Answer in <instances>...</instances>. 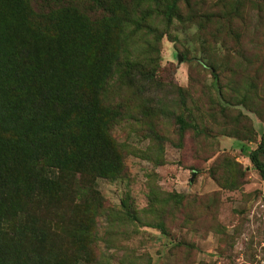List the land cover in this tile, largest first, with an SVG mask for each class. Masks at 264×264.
Listing matches in <instances>:
<instances>
[{
  "label": "rangeland",
  "instance_id": "obj_1",
  "mask_svg": "<svg viewBox=\"0 0 264 264\" xmlns=\"http://www.w3.org/2000/svg\"><path fill=\"white\" fill-rule=\"evenodd\" d=\"M67 2L91 23L83 24L88 36L43 39L1 13V33L21 56L15 83L19 93L40 96L41 82L61 80L65 67L83 88L94 65L114 70L109 95L120 118L110 134L125 151L123 169L72 177L79 200L73 191L46 200V222L59 240L21 242L10 264H264V181L247 158L264 134V0ZM120 8L125 14L109 15L99 33L87 30ZM125 60L152 79L138 75L117 89ZM70 99L41 101L45 112L31 130L68 114ZM258 159L264 163V155ZM28 169L17 168L19 177ZM86 190L99 198L96 206Z\"/></svg>",
  "mask_w": 264,
  "mask_h": 264
},
{
  "label": "trees",
  "instance_id": "obj_2",
  "mask_svg": "<svg viewBox=\"0 0 264 264\" xmlns=\"http://www.w3.org/2000/svg\"><path fill=\"white\" fill-rule=\"evenodd\" d=\"M33 1L35 5H32ZM33 1L7 0L0 16L1 13L6 15L18 28L43 39L55 40L71 36L74 32L88 36L83 24L91 23L72 14L74 12L67 5V0ZM122 10L108 9L106 15L99 17L104 24L99 25L101 27L94 32L90 28L87 30L91 34L99 33L110 24L109 15L125 14ZM1 32L3 30L0 27V264H10L11 259L19 257L21 242H46L48 235L58 239L46 222L49 214L46 200L55 193L58 195L65 191H73L74 197L79 200L81 195L69 184L70 179L75 176L81 181L93 176L119 175L123 169L125 151L110 134L114 122L120 118L109 95L113 88L110 82L114 70L103 64L94 65L83 88L72 68L65 67L61 70V80L51 84L41 82L38 86L40 96L33 91L21 94L15 83L20 72L21 56L15 53L12 44ZM125 61L115 84L117 89L130 87L138 75L147 80L152 79L150 74H143L138 64L132 65ZM50 71L47 69V72ZM37 75L43 77V71L39 69ZM64 93L72 97L68 114H57L48 122H42V128L31 130L32 124L45 112L41 101L49 99L54 104ZM157 109L160 115L165 113L164 106ZM151 110L149 107L147 112L157 113L156 108ZM69 116L73 117L72 121L68 120ZM144 116L145 113L141 117ZM175 121L178 130L183 131L185 124L180 117L176 116ZM260 155H264V134L259 136L257 147L247 154L252 168L264 181V163L258 159ZM19 167L29 168L23 177L17 173ZM194 175L195 170L192 169L191 177ZM86 191H89L87 203L92 202L96 206L99 198L93 191ZM171 197L180 196H167L168 199ZM19 200L21 202L17 204ZM79 203H72V207H80L82 203ZM131 213L125 211L124 214L134 219ZM13 221L18 226H11ZM58 222L61 223V220ZM35 249L36 246L32 251ZM25 264H30V261Z\"/></svg>",
  "mask_w": 264,
  "mask_h": 264
}]
</instances>
